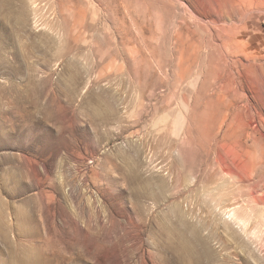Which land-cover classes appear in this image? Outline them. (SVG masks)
<instances>
[{"label":"rangeland","instance_id":"obj_1","mask_svg":"<svg viewBox=\"0 0 264 264\" xmlns=\"http://www.w3.org/2000/svg\"><path fill=\"white\" fill-rule=\"evenodd\" d=\"M0 264H264V0H0Z\"/></svg>","mask_w":264,"mask_h":264},{"label":"bare ground","instance_id":"obj_2","mask_svg":"<svg viewBox=\"0 0 264 264\" xmlns=\"http://www.w3.org/2000/svg\"><path fill=\"white\" fill-rule=\"evenodd\" d=\"M197 231V230H196ZM194 233V232H193ZM197 234V233H196ZM200 245V244H199ZM203 245V244H202ZM205 250V249H204ZM209 251V250H208ZM204 252H206V250L204 251ZM211 253V252H210ZM209 253V254H210ZM206 256V255H205ZM214 256V255H213ZM203 257V256H202ZM208 257V256H207ZM201 258V257H200ZM209 259V258H208ZM198 261V260H197ZM201 261V260H200ZM209 262V261H208Z\"/></svg>","mask_w":264,"mask_h":264}]
</instances>
